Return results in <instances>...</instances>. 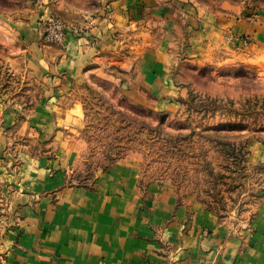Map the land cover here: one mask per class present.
I'll return each instance as SVG.
<instances>
[{"label": "crops", "instance_id": "obj_1", "mask_svg": "<svg viewBox=\"0 0 264 264\" xmlns=\"http://www.w3.org/2000/svg\"><path fill=\"white\" fill-rule=\"evenodd\" d=\"M193 1L108 0L88 34L69 33L61 45L41 42L32 22L20 26L28 71L42 92L27 113L0 101V196L11 201L0 213V264H264V173L250 228L231 233L213 212L167 188L143 191L129 164L115 165L92 189L59 187L49 170L68 165L74 143L57 157L34 160L17 143L16 167L10 154L14 139L75 134L81 118L68 98L94 62L123 53L131 38V61L123 65L131 72L124 87L132 96L142 89L176 95L185 90L181 66L205 64L219 50L241 52V60L230 56L233 63L264 71V14L222 16ZM13 122L15 130H7Z\"/></svg>", "mask_w": 264, "mask_h": 264}, {"label": "rangeland", "instance_id": "obj_2", "mask_svg": "<svg viewBox=\"0 0 264 264\" xmlns=\"http://www.w3.org/2000/svg\"><path fill=\"white\" fill-rule=\"evenodd\" d=\"M194 1L222 16L264 14V0ZM107 2L0 0V101L4 98L15 111L27 113L42 92L28 71L20 26L32 22L41 42L61 45L69 33L88 34L91 18ZM50 18L67 27L60 41L46 39L59 31L46 23ZM132 41H126L123 53L109 52L94 62L68 98V107L81 118L79 130L65 132L60 140L14 139L10 154L15 167L20 161L17 143L34 160L57 157L71 142L68 165L49 170L62 181L61 188L92 189L115 165L129 164L143 191L151 185L167 188L213 212L231 233L248 230L257 214L264 173V71L233 63L231 57L241 60V52L219 50L205 64L181 66L179 85L185 90L176 95L163 98L142 89L132 96L124 87L131 72L123 65L131 61L127 53ZM179 52L186 54L185 49ZM223 56L230 60L224 62ZM15 124L7 130H15ZM10 203L0 196V213L10 210Z\"/></svg>", "mask_w": 264, "mask_h": 264}, {"label": "built area", "instance_id": "obj_3", "mask_svg": "<svg viewBox=\"0 0 264 264\" xmlns=\"http://www.w3.org/2000/svg\"><path fill=\"white\" fill-rule=\"evenodd\" d=\"M46 23H50V24H52L53 26H55L59 31L56 33V34H52V35H50L49 36V38H46L47 40H55V41H60V40H62V38H63V36H64V33H63V31H64V29L65 28H67V27H63V26H60V24L58 23V21L57 20H54L53 18H50V19H48V22L46 21ZM71 29H73V30H77V28L75 27V28H71ZM52 38V39H51Z\"/></svg>", "mask_w": 264, "mask_h": 264}]
</instances>
